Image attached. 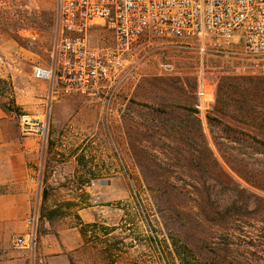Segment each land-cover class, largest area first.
I'll return each mask as SVG.
<instances>
[{"label":"rangeland","instance_id":"obj_1","mask_svg":"<svg viewBox=\"0 0 264 264\" xmlns=\"http://www.w3.org/2000/svg\"><path fill=\"white\" fill-rule=\"evenodd\" d=\"M55 35L54 0H0V106L18 128L24 116L48 120L45 142L35 138V249H15L17 234L3 235L12 249L0 264L14 252L24 254L20 264H264V146L249 138L264 131L241 123L255 115L238 109L241 96L228 101L218 90L264 76L203 57L215 85L203 125L194 107L197 50L145 36L103 100H50L32 68L50 65ZM91 43L109 47L111 34L98 30ZM245 102L257 111L264 98Z\"/></svg>","mask_w":264,"mask_h":264},{"label":"built area","instance_id":"obj_2","mask_svg":"<svg viewBox=\"0 0 264 264\" xmlns=\"http://www.w3.org/2000/svg\"><path fill=\"white\" fill-rule=\"evenodd\" d=\"M54 10L51 63L32 68L34 79L48 82L50 100L74 95L103 100L132 66L134 48L145 36L182 40L197 50L201 60L194 107L203 125L215 99L203 57L223 56L237 74L264 76V0H54ZM98 30L111 34V46L91 43ZM47 129L46 118H20L21 137L45 142ZM23 224L11 245L33 252L38 216L30 215Z\"/></svg>","mask_w":264,"mask_h":264},{"label":"crops","instance_id":"obj_3","mask_svg":"<svg viewBox=\"0 0 264 264\" xmlns=\"http://www.w3.org/2000/svg\"><path fill=\"white\" fill-rule=\"evenodd\" d=\"M10 122L0 106V238L24 231V221L38 213L42 193V175L37 171L39 145L35 138L21 137L19 128ZM11 249L9 243L0 241V255L10 256L7 250ZM40 249L42 260H48L51 246L44 244ZM20 255L24 254L12 253L8 264H20Z\"/></svg>","mask_w":264,"mask_h":264},{"label":"trees","instance_id":"obj_4","mask_svg":"<svg viewBox=\"0 0 264 264\" xmlns=\"http://www.w3.org/2000/svg\"><path fill=\"white\" fill-rule=\"evenodd\" d=\"M247 82H242L243 85H233L230 83H223L218 87V90L220 93H224L225 98L228 101H233L232 96L233 95H239L242 97V100L240 101V106L238 107L239 110L244 111L246 113L252 112L254 117L251 119L250 122L244 121L241 122L243 125L255 130L258 132L261 130L264 131V104L260 105L257 111H251L255 110L254 108H251L246 102V95L253 96L255 99H261L264 98V78H258V79H248ZM245 103V105H244ZM252 142L255 144H258L260 146H264V134H262V137H249ZM239 174V173H238ZM240 177L242 175H239ZM243 178V177H242ZM247 178V177H246ZM257 179L247 178L246 182L251 184L253 187L257 189L263 190V187H259L257 183ZM80 233L83 234L82 230L80 229Z\"/></svg>","mask_w":264,"mask_h":264}]
</instances>
